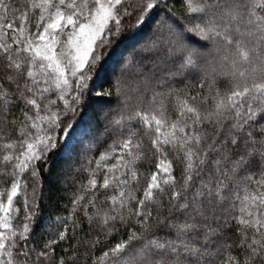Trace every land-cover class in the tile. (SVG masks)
Listing matches in <instances>:
<instances>
[{
    "label": "snow or ice",
    "instance_id": "1",
    "mask_svg": "<svg viewBox=\"0 0 264 264\" xmlns=\"http://www.w3.org/2000/svg\"><path fill=\"white\" fill-rule=\"evenodd\" d=\"M0 264H264V0H0Z\"/></svg>",
    "mask_w": 264,
    "mask_h": 264
},
{
    "label": "trees",
    "instance_id": "2",
    "mask_svg": "<svg viewBox=\"0 0 264 264\" xmlns=\"http://www.w3.org/2000/svg\"><path fill=\"white\" fill-rule=\"evenodd\" d=\"M170 4H175L177 8H179V0H168ZM129 41L125 39L121 44L120 47H123L125 44H127ZM79 119V118H78ZM88 119L87 115H84V120L86 121ZM50 166L53 169H57L59 167L58 161H56L54 158H50ZM61 193H59L55 187H52L48 194V199L45 202L44 206V212L47 213L50 209H54L57 207L60 203H63L60 199Z\"/></svg>",
    "mask_w": 264,
    "mask_h": 264
},
{
    "label": "rangeland",
    "instance_id": "3",
    "mask_svg": "<svg viewBox=\"0 0 264 264\" xmlns=\"http://www.w3.org/2000/svg\"><path fill=\"white\" fill-rule=\"evenodd\" d=\"M84 129L82 128L81 131H83Z\"/></svg>",
    "mask_w": 264,
    "mask_h": 264
}]
</instances>
